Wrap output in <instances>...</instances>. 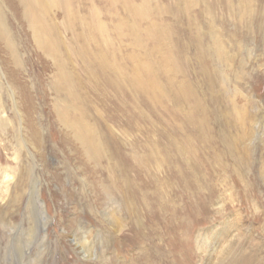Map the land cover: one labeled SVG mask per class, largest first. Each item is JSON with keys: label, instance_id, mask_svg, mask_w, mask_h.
Returning a JSON list of instances; mask_svg holds the SVG:
<instances>
[{"label": "rangeland", "instance_id": "obj_1", "mask_svg": "<svg viewBox=\"0 0 264 264\" xmlns=\"http://www.w3.org/2000/svg\"><path fill=\"white\" fill-rule=\"evenodd\" d=\"M0 1V264H264V0Z\"/></svg>", "mask_w": 264, "mask_h": 264}, {"label": "bare ground", "instance_id": "obj_2", "mask_svg": "<svg viewBox=\"0 0 264 264\" xmlns=\"http://www.w3.org/2000/svg\"><path fill=\"white\" fill-rule=\"evenodd\" d=\"M22 1V4L25 6V9H26V16H27V6H29V9H30V15L31 16H37L39 17L43 11H44V7H45V3L48 1V2H52L53 0H21ZM20 1V3H21ZM5 3V2H4ZM4 5L6 4H3L1 1H0V37L3 39V40H6V42H8V46L11 45L12 41H11V36H10V32L7 30V18H6V15H5V12H4ZM10 6V5H9ZM33 28H34V33L36 34V43L41 46V47H44V45L48 48V43H46L45 41L42 40L41 38V31H42V25L39 24V22L37 21L35 23V25H33ZM10 47V46H9ZM73 125V124H72ZM73 130H75L76 132V136L79 140H84V138L86 137V135L82 134V130H80V125L79 127L76 126V128L72 127ZM86 129V128H85ZM89 131V130H88ZM87 132V131H85ZM0 174L2 175L1 177V183L2 185H7L5 187H8L10 184H11V177L9 175L8 172H0ZM7 189V188H5ZM118 225V224H117ZM229 242V241H228ZM227 243V242H226ZM83 244H86L83 243ZM82 244V245H83ZM232 245V244H230ZM86 246V245H85ZM230 247V246H229ZM232 247V246H231ZM218 249V248H217ZM218 251V250H217ZM225 251V250H224ZM230 252H231V248H230ZM226 252H224L225 254ZM220 255H222V253H220ZM219 255V256H220ZM229 255V254H228ZM226 256V255H225ZM228 258V256H227ZM219 259V258H218ZM224 259V258H223ZM226 260V259H225ZM220 264H224L223 262H221ZM233 264V263H232Z\"/></svg>", "mask_w": 264, "mask_h": 264}]
</instances>
